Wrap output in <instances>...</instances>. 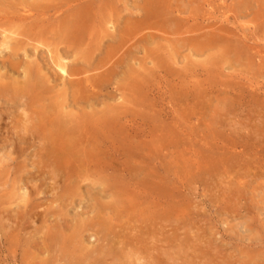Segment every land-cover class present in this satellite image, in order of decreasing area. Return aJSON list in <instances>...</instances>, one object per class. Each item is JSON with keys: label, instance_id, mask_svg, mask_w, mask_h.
Returning a JSON list of instances; mask_svg holds the SVG:
<instances>
[{"label": "rangeland", "instance_id": "obj_1", "mask_svg": "<svg viewBox=\"0 0 264 264\" xmlns=\"http://www.w3.org/2000/svg\"><path fill=\"white\" fill-rule=\"evenodd\" d=\"M49 3L0 0V264H264V0Z\"/></svg>", "mask_w": 264, "mask_h": 264}, {"label": "bare ground", "instance_id": "obj_2", "mask_svg": "<svg viewBox=\"0 0 264 264\" xmlns=\"http://www.w3.org/2000/svg\"><path fill=\"white\" fill-rule=\"evenodd\" d=\"M7 1H8V0H7ZM26 1H28V0H26ZM50 1H51V0H50ZM53 1L55 2V0H53ZM61 1H62V0H61ZM64 1H65V0H64ZM77 1H78V0H77ZM1 2H3V1H1ZM10 2H11V1H10ZM43 2H44V1H43ZM84 2H85V1H84ZM13 3H15V1H14ZM27 3H29V2H27ZM41 3H42V2H41ZM48 3H49V0H48ZM62 3H63V2H62ZM68 3H69V2L67 1V4H68ZM74 3H75V2H74ZM76 3H77V2H76ZM1 4H2V3H1ZM36 4H37V3H36ZM38 4H39V3H38ZM46 4H47V3H46ZM67 4H66V5H67ZM69 4H70V3H69ZM85 4L88 5V3H85ZM2 5H3V4H2ZM34 5H35V4H33V8H34ZM40 5H41V4H39V6H40ZM49 5H50V3H49ZM49 5H48V6H49ZM58 5H59V4H58ZM76 5H78V4H76ZM111 5H112V4H111ZM4 6H5V5H4ZM26 6H27V5H26ZM52 6H53V5H52ZM52 6H51V7H52ZM60 6H61V4H60ZM67 6H68V5H67ZM82 6H83V5H82ZM84 6H85V5H84ZM42 7H43V6H42ZM42 7H41V8H42ZM80 7H81V6H80ZM3 8H4V7H3ZM25 8H27V7H25ZM31 8H32V7H31ZM33 8H32V9H33ZM37 8H38V7H37ZM47 8H48V7H47ZM6 9H7V7H6ZM32 9H31V10H32ZM71 9H72V8H71ZM77 9H79V8L77 7ZM82 9H83V8H82ZM105 9H106V8H105ZM17 10H18V9H17ZM23 10H24V9H23ZM27 10H29V9L27 8ZM34 10H35V9H34ZM67 10H68V9H67ZM9 11H11V9H9ZM37 11H38V10H37ZM40 11H41V10H40ZM40 11H39V12H40ZM43 11H44V10H43ZM43 11H41V12H43ZM51 11H52V10H51ZM56 11H57V10H56ZM58 11H60V9H59ZM61 11H62V9H61ZM70 11H71V10H70ZM84 11H85V10H84ZM86 11H87V10H86ZM17 12H20V10L17 11ZM23 12H24V11H23ZM27 12H29V11H27ZM30 12H33V10L30 11ZM88 12H89V11H88ZM88 12H87V13H88ZM104 12H105V11H104ZM112 12H113V11H112ZM0 13H1V12H0ZM2 13H3V12H2ZM9 13H10V12H9ZM11 14H12V13H11ZM35 14H36V13H35ZM71 14H72V13H71ZM71 14H70V15H71ZM73 14H74V13H73ZM88 14H89V13H88ZM32 15H33V14H32ZM149 15H150V14H149ZM10 16H11V15H10ZM20 16H21V15H20ZM34 16H35V15H34ZM50 16H51V15H50ZM53 16H54V15H53ZM76 16H77V12H76ZM107 16H108V15H107ZM112 16H114V15L111 14V17H112ZM157 16H158V15H157ZM2 17H4V16H2ZM8 17H9V16H8ZM48 17H49V15H48ZM65 17H66V16H65ZM74 17H75V16H74ZM78 17H80V16H77V18H78ZM115 17L117 18V16H115ZM25 18H26V16H25ZM71 18H72V17H71ZM88 18H89V17H88ZM90 18L92 19V17H90ZM116 18H114V20H115ZM0 19H1V18H0ZM33 19H35V17H34ZM38 19H40V18H38ZM46 19H47V18H46ZM61 19H62V18H61ZM61 19L59 18V20H61ZM68 19H70V18L68 17ZM68 19H67V20H68ZM75 19H76V18H75ZM81 19H82V18H81ZM117 19H118V18H117ZM117 19H116V21H117ZM11 20H12V19H11ZM17 20H18V18H17ZM51 20H52V19H51ZM51 20H50V21H51ZM55 20H56V16H55ZM70 20H71V19H70ZM72 20H73V19H72ZM72 20H71V21H72ZM76 20H78V19H76ZM76 20H75V21H76ZM83 20H84V19H82V22L85 23V21H83ZM87 20H88V19H87ZM119 20H120V19H119ZM1 21H3V20H1ZM14 21H15V20H14ZM61 21H63V20H61ZM68 21H69V20H68ZM68 21H67V22H68ZM75 21H74V22H75ZM90 21H91V20H90ZM90 21H88V22H90ZM20 22H21V21H20ZM26 22H27V21H26ZM28 22H29V21H28ZM34 22H35V21H34ZM44 22H46V20H45ZM67 22H66V23H67ZM69 22H70V21H69ZM72 22H73V21H72ZM78 22L80 23V21H78ZM88 22H87V23H88ZM114 22H115V21H114ZM6 23H7V22H6ZM36 23H37V22H36ZM56 23H57V22H56ZM63 23H64V22H63ZM76 23H77V22H76ZM79 23H78V25H79ZM84 23H83V25H84ZM4 24H5V22H4ZM4 24H3V26H4ZM38 24H39V23H38ZM42 24H43V22H42ZM90 24H91V23H90ZM14 25H15V24H14ZM17 25H21V24H17ZM23 25H24V23H23ZM33 25H34V24H33ZM49 25H50V24H49ZM65 25H66L65 27H63V26H62V27L65 28L67 32H69V31H70V26H68L69 23H68V25H67V24H65ZM72 25H73V24H72ZM88 25H89V24H88ZM118 25H119V24H118ZM3 26H1V27H3ZM26 26H29V25H26ZM37 26H39V25H37ZM41 26H42V25H41ZM55 26H56V25H54V27H55ZM119 26H120V25H119ZM119 26H118V27H119ZM9 27H10V26H9ZM12 27H13V26H12ZM12 27H11V28H12ZM14 27H16V25H15ZM14 27H13V29H14ZM17 27H18V26H17ZM59 27H61V26H59ZM74 27H75V26H74ZM78 27H79V26H78ZM78 27H75V28L77 29ZM86 27H87V26H86ZM116 27H117V25H116ZM116 27H115V29L117 30ZM84 28H85V27H84ZM87 28H88V27H87ZM87 28H86V29H87ZM18 29H19V27L17 28V30H18ZM21 29H23V28L21 27ZM30 29H31V28H30ZM35 29H36V28H35ZM47 29H48V28H47ZM54 29H55V28H54ZM60 29H61V28H60ZM73 29H74V28H73ZM80 29H82V28H80ZM89 29H90V28H89ZM1 30H2V29H1ZM19 30H20V29H19ZM33 30H34V29H33ZM44 30H45V29H44ZM51 30H52V29H51ZM51 30H50V31H51ZM74 30H75V29H74ZM25 31H26V30H25ZM55 31H56V30H55ZM58 31H59V29H58ZM58 31H57V32H58ZM63 31H64V30H63ZM204 31H205V30H204ZM6 32H7V31H6ZM18 32H19V31H18ZM27 32H28V31H27ZM29 32H30V31H29ZM32 32H33V31H32ZM47 32H48V31H47ZM53 32H54V31H53ZM57 32H56V33H57ZM59 32H60V31H59ZM61 32H62V31H61ZM67 32H66V34H67ZM72 32H73V31H72ZM72 32H71V33H72ZM79 32H81V31L79 30ZM84 32H86V30L83 31V33H84ZM106 32H107V31H106ZM4 33H5V32H4ZM63 33H64V32H63ZM69 33H70V32H69ZM88 33H90L89 30H88ZM10 34L13 35V33H10ZM18 34H19V33H18ZM23 34H24V33H22V34H20V35H23ZM74 34H75V33H74ZM76 34H78V33L76 32ZM99 34H100V33H99ZM109 34H110V33H109ZM109 34H108V35H109ZM116 34H117V33H116ZM69 35H71V34H69ZM72 35H73V34H72ZM78 35H79V34H78ZM82 35H86V34L84 33V34H82ZM89 35H90V34H89ZM95 35H96V33H95ZM95 35H93V36H95ZM97 35H98V34H97ZM102 35H103V34H102ZM102 35H101V37L104 36V35H103V36H102ZM110 35H111V34H110ZM117 35H118V34H117ZM117 35H115V36L117 37ZM7 36H8V35H7ZM26 36H27V35H26ZM58 36H59V35H58ZM62 36H63V35H62ZM74 36H75V35H74ZM74 36H73V37H74ZM4 37H5V36H4ZM12 37H13V36H11L10 39H12ZM32 37H33V36H32ZM70 37H71V36H70ZM78 37H80V36H78ZM118 37H119V36H118ZM118 37H117V38H118ZM23 38H24V37H23ZM23 38H22V39H23ZM75 38H76V36H75ZM80 38H81V37H80ZM87 38H88V37H87ZM95 38H98V39H99L98 36H97V37H94V40H95ZM15 39H16V38H15ZM15 39H14V40H15ZM18 39H19V37H18ZM27 39H28V37H27ZM30 39H31V37H30ZM58 39L62 40L61 38H58ZM76 39H77V38H76ZM82 39H83V41L85 40V39L83 38V36H82ZM65 40H67V39H65ZM78 40H79V39H78ZM91 40H93V39H91ZM99 40H100V39H99ZM99 40H98V42H100ZM113 40H114V39H113ZM19 41H20V39H19ZM75 41H76V40H75ZM102 41H104V40H102ZM109 41H110V40H109ZM21 42H22V41H21ZM27 42H28V41H27ZM63 42H64V41H63ZM77 42H78V41H77ZM80 42H82V41H80ZM80 42H79V45L81 44ZM98 42H97V43H98ZM112 42H113V41H112ZM1 43H2V42H1ZM1 43H0V44H1ZM23 43H24V42H23ZM68 43H69V42H68ZM85 43L87 44V41H86V40H85ZM90 43H91V42H90ZM90 43H89V44H90ZM100 43H101V42H100ZM2 44H3V43H2ZM11 44H12V43H11ZM16 44H17V43H16ZM82 44H83V43H82ZM103 44H104V42H103ZM21 45H22V44H21ZM25 45H26V44H25ZM70 45H71V44H70ZM75 45H76V44H75ZM87 45H88V44H87ZM96 45H98V44H96ZM101 45H102V43H101ZM101 45L99 44V47H100ZM66 46H67V45H66ZM102 46H103V45H102ZM11 47H12V46H11ZM18 47H19V46H18ZM23 47H24V46H23ZM37 47H39V46H37ZM69 47H70V46H69ZM77 47H78V46H77ZM77 47H76V48H77ZM82 47H83V46H82ZM87 47H88V46H87ZM87 47H86V49H87ZM90 47H91V46H90ZM2 48H3V47H1V49H2ZM6 48H7V47H6ZM73 48H74V47H73ZM92 48H94V47H91V49H92ZM1 49H0V50H1ZM7 49H8V48H7ZM65 49H66V48H65ZM78 49H79V48H78ZM78 49H77L78 52H80V51L82 52L81 49H79L80 51H79ZM83 49H85V47H83ZM88 49H89V48H88ZM95 49H96V48H95ZM95 49H94V51H95ZM113 49H114V48H113ZM11 50H12V49H11ZM73 50H75V49H73ZM96 50H97V49H96ZM1 51H3V50H1ZM12 51H13V50H12ZM77 51H76V52H77ZM83 51H85V50H83ZM90 51H91V50H90ZM101 51H102V49H101ZM72 52H74V51H72ZM81 52H80V53H81ZM88 53H89V52H88ZM99 53H101V52H99ZM74 54H75V53H74ZM83 54H84V53H83ZM86 54H87V53H86ZM95 54H96V53H95ZM17 55H18V53H17ZM71 55H73V54H71ZM77 55H79V54H77ZM81 55H82V54H81ZM78 57H79V56H78ZM78 57H77V58H78ZM89 57H91V55H90ZM108 57H109V56H108ZM7 58H8V57H7ZM85 58L87 59V57H85ZM91 58H92V57H91ZM20 59H21V58H20ZM79 59L81 60V58H79ZM79 59H77V60H79ZM5 60H6V59H5ZM5 60H4V61H5ZM12 60H13V59H12ZM89 60H90V62H92L91 59H89ZM89 60H87V61L89 62ZM7 61H8V60H7ZM13 61H15V60H13ZM29 62H30V61H29ZM65 62H66V61H65ZM90 62H89V63H90ZM13 63H14V62H13ZM23 63H24V62H23ZM26 63H28V62H26ZM16 64H17V63H16ZM29 64H30V63H29ZM39 64H40V63H39ZM65 64H67V63H65ZM3 65H4V64H3ZM33 65H34V64H33ZM7 66H8V65H7ZM24 66H25V64H24ZM28 66H29V65H28ZM31 66H32V65H31ZM13 67H15V64L13 65ZM16 67H17V66H16ZM35 67H36V66H35ZM60 67H61V66H60ZM64 67H65V66H64ZM69 67H70V66H69ZM74 67H75V66H74ZM22 68H23V67H22ZM33 68H34V66H33ZM62 68H63V67H62ZM10 69H11V68H10ZM26 69L29 70L30 68L25 67V71H26ZM59 69H60V68H59ZM65 69H66V68H65ZM13 70H14V69H13ZM77 70H78V69H77ZM29 71H30V70H29ZM32 71H33V69H32ZM32 71H31V72H32ZM34 71H35V70H34ZM36 71H37V68H36ZM62 71L65 72L64 69H62ZM67 71H68V70H67ZM87 71H88V70H87ZM15 72H16V71H15ZM31 72H29V74H30ZM41 72H42V71H41ZM77 72H80V71H77ZM84 72H85V71H84ZM27 73H28V72H27ZM32 73H33V72H32ZM36 73H38V72H36ZM43 73H44V72H43ZM65 73H66V72H65ZM29 74H28V75H29ZM33 74H35V73H33ZM39 74H41V73L39 72ZM74 74H75V73H74ZM3 75H4V74H3ZM13 75H14V74H13ZM28 75H27V76H28ZM64 75H65V74H64ZM76 75H77V74H76ZM29 76H30V75H29ZM35 76H36V75H35ZM57 76H58V75H57ZM65 76H66V75H65ZM10 77H11V76H10ZM42 77H43V76H41V78H42ZM28 78H29V77H28ZM28 78H26V79H28ZM30 78H31V77H30ZM33 78H35L34 75H33ZM36 78H38V75L36 76ZM44 78H45V77H44ZM5 79H6V78H5ZM38 79H39V78H38ZM38 79H37V81H40V79H39V80H38ZM28 80L30 81L31 79H28ZM28 80H26V81H28ZM12 81H13V80H12ZM34 81H36V80H34ZM34 81H30L29 83L31 84V82H34ZM48 81H49V80H48ZM50 81H51V80H50ZM1 82H2V81H1ZM6 82H7V81H6ZM6 82H4L5 85H6ZM18 82H19V81H18ZM43 82H44V81H43ZM2 83H3V82H2ZM10 83H11V81H10ZM25 83H26V82H25ZM25 83H22V84H25ZM34 83H37V82H34ZM34 83H33V85H34ZM39 83L41 84V82H39ZM39 83H37V84H35V85H38ZM133 83H135V82H133ZM7 84H8V83H7ZM13 84H14V83H13ZM22 84L20 83V85H22ZM30 84H29V87L32 88V87H31L32 84H31V85H30ZM25 85H26V84H25ZM25 85H24V86H25ZM27 85H28V83H27ZM27 85H26V86H27ZM43 85H44V84H41L42 87H43ZM45 85H46V84H45ZM8 86H9V85H8ZM12 86H13V85H12ZM14 86H15V85H14ZM46 86H47V85H46ZM5 87H6V86H5ZM44 87H45V86H44ZM47 87H48V86H47ZM0 88H1V87H0ZM8 88H9V87H8ZM11 88H12V87H11ZM34 88H35V86H34ZM39 88H40V85L38 86V89H39ZM1 89H2V88H1ZM9 89H10V88H9ZM9 89H8L7 93H10ZM24 89H25V88H24ZM35 89H36V91H35V93H36L38 89H37V88H35ZM41 89H42V88H41ZM3 90H4V89H3ZM30 90H33V89H30ZM42 90H43V89H42ZM13 91L17 94V92H16L17 89H16V91H15V90H13ZM20 91H21V90H20ZM33 91H34V90H33ZM29 92H30V91H29ZM38 92H39V91H38ZM45 92H46V91H45ZM45 92H44V93H45ZM12 93H13V92H11V94H12ZM19 94H20V96H21L22 93L19 92L18 95H19ZM40 94H41V93H40ZM40 94H39V95H40ZM42 94H43V93H42ZM34 95L36 96V94H34ZM10 96H11V95H10ZM23 96H24V94H23ZM23 96H22V97H23ZM27 96L29 97V95H27ZM50 96H51V95H50ZM64 96H65V95H64ZM13 97H14V96H13ZM16 97H17V96H16ZM28 97H27V98H28ZM30 97H31V96H30ZM36 97H37V96H36ZM38 97H39V96H38ZM38 97H37V100H38ZM9 98H10V97H9ZM17 98H18V97H17ZM27 98H26V99H27ZM65 98H66V97H65ZM7 99H8V98H7ZM14 99H15V98H14ZM28 99H29V98H28ZM39 99H42V98L39 97ZM43 99H44V97H43ZM10 100H11V99H10ZM15 100H16V99H15ZM34 100L36 101L35 97H34ZM48 100H49V99H48ZM21 101H22V100H21ZM28 101H29V100H27V102H28ZM31 101H32V100H31ZM39 101H40V100H39ZM3 102H4V101H3ZM3 102H2V103H3ZM6 102H7V101H6ZM18 102H19V101H18ZM36 102H37V101H36ZM28 103H29V102H28ZM33 103H34V102H33ZM39 103H40V102H39ZM41 103H43L42 100H41ZM41 103H40V104H41ZM45 103H46V102H45ZM135 103H136V102H135ZM31 104H32V102H31ZM56 104H57V103H56ZM1 105H2V104H1ZM13 105H14V104H13ZM45 105H47V104H44V106H45ZM3 106H4V104H3ZM35 106H36V105H35ZM42 106H43V105H42ZM59 106H60V105H59ZM46 107H48V105H47ZM46 107H45V109H47V110L49 109V111H50V108L52 109L54 106H53V107H50V108H46ZM57 107H58V106H57ZM35 108H36V107H35ZM61 108H62V107H61ZM2 109H3V108H2ZM43 110H44V109H43ZM47 110L45 111V114L47 113ZM52 110H53V109H52ZM55 110H56V109H55ZM62 111H63V110H62ZM41 112H42V111H41ZM51 113H52V112H51ZM38 114H39V113H38ZM82 114H83V113H82ZM39 115H40V114H39ZM47 115H48V114H47ZM49 115H50V112H49ZM49 115H48V116H49ZM44 116H46V115H44ZM56 117H57V116H56ZM44 118H45V117H44ZM46 118H48V117H46ZM46 118H45V119H46ZM70 118H71V117H70ZM66 119H67V118H66ZM83 119H84V118H83ZM90 119H91V118H90ZM49 120H50V119H49ZM86 120H87V118H86ZM86 120H85V121H86ZM54 121H55V126L59 129V130H57V131H58V133L60 132L59 134L61 135V137H62V134H61V133H63V132H65L66 134H69V132H70V130H71L70 125H69V123H70L69 120H65V119H63V118H56V120H54ZM87 121H89V120H87ZM74 122H75V121H74ZM105 122H106V121H105ZM25 123H26V122H25ZM50 123H51V120H50ZM79 123H80V121H79ZM95 123H96V122H95ZM111 123H112V122H111ZM23 124H24V123H23ZM47 124H48V122H47ZM53 124H54V123H53ZM80 124H81V123H80ZM28 125H29V124H28ZM82 125H83V122H82ZM82 125H81V127H82ZM74 126H75V125H74ZM33 127H34V125H33ZM71 127L73 128V126H71ZM21 128H22V127H21ZM24 128H25V127H24ZM51 128H52V127H51ZM75 128H76V127H75ZM26 129H27V128H26ZM75 130H76V129H75ZM30 131H31V130H30ZM52 131H53V130H52ZM76 131H77V130H76ZM80 131H81V130H80ZM93 131H94V130H93ZM85 132H86V131H85ZM88 132H89V131H88ZM66 134H65V135H66ZM60 135H59V136H60ZM65 135H64V133H63V136H65ZM72 135H74V134L72 133ZM75 135H76V134H75ZM40 136H41V135H40ZM52 136H53V135H52ZM54 136H55V135H54ZM67 136H68V135H67ZM67 136L64 137V138H65V139L68 138ZM69 136H70V135H69ZM19 137H20V136H19ZM47 137H49V136L47 135ZM47 137H46V138H47ZM81 137H82V136H81ZM69 138H70V139H67V140L65 141L66 146L69 148V150H70L71 152H72V151H73V152H74V151L77 152V154L74 152V153H73L74 155H78V152H79L78 150L81 149V148L79 147V144L76 143L77 139H75V141H73V140H71V137H69ZM72 138H73V137H72ZM74 138H75V136H74ZM77 138H78V137H77ZM83 138H85V137H83ZM51 139H52V138H51ZM61 139H62V138H61ZM55 140H56V139H55ZM62 140H63V139H62ZM56 141H57V140H56ZM78 141H81V140H78ZM83 141H84V140H83ZM47 142H48V140L46 141V143H47ZM52 142H54V140H53ZM79 143H80V142H79ZM81 143H82V142H81ZM49 144H51V142H50ZM55 144H56V143H55ZM57 144H58V143H57ZM59 145H60V144H59ZM61 145L63 146V144H61ZM54 146H55V145H54ZM76 148H78V149H76ZM59 149H60V148H59ZM51 150H53V149H51ZM62 150H63V149H62ZM82 150H83V149H82ZM82 150H81V151H82ZM54 151H55V149H54ZM59 152H61V151H59ZM83 154H84V151H83ZM80 155L83 156L81 153H80ZM84 157H85V156H84ZM47 158H49V157H47ZM52 158H53V156H52ZM49 160H50V159H49ZM54 160H55V158H54ZM50 163H51V162H50ZM51 164H52V163H51ZM49 165H50V164H49ZM84 170H85V169H84ZM116 191H117V190H116ZM113 193H114V192H113ZM105 204H106V203H105ZM118 204H119V202H118ZM110 206H111V205H110ZM105 207H106V206H105ZM105 215H106V214H105ZM96 223H97V222H96ZM108 223H109V222H108ZM6 224H7V223H6ZM83 224H84V222H83ZM99 224H100V223H99ZM102 224H103V220H102ZM106 224H107V223H106ZM104 225H105V224H104ZM92 226H93V225H92ZM99 226H100V225H99ZM102 226H103V225H102ZM102 226H101V227H102ZM94 227H95V226H94ZM94 227H93V228H94ZM96 227H98V226H96ZM101 227H100V228H101ZM106 227L108 228L109 226H106ZM75 228H76V227H75ZM83 228H84V227H83ZM83 228H82V229H83ZM98 228H99V227H98ZM104 229H105V226H104ZM74 230H75V229H74ZM76 230H77V229H76ZM83 230H84V229H83ZM98 230H99V229H98ZM107 230H109V228H108ZM105 231H106V229H105ZM78 232H79V231H78ZM80 232L83 233V231H80ZM108 232H109V231H108ZM76 233H77V232H76ZM109 233H110V232H109ZM57 234H58V233H57ZM80 234H81V233H80ZM107 234H108V233H107ZM107 234H106V235H107ZM55 235H56V234H55ZM60 235H61V234H60ZM71 235L73 236L72 232H71ZM106 235H105V236H106ZM110 235H111V234H110ZM113 235H114V234H113ZM67 236H70V235L67 234ZM67 236H65V237H67ZM72 236H71V238L69 239L70 242L73 241V237H74V236H73V237H72ZM76 236H77V235H76ZM82 236H83V234L81 235V237H82ZM100 236H101V234H100ZM114 236H115V235H114ZM114 236H113V237H114ZM53 237H56V236H53ZM81 237H80V238H81ZM108 237H110L109 234H108ZM108 237H107V239H108ZM111 237H112V236H111ZM113 237H112V239H113ZM115 237H116V236H115ZM115 237H114V238H115ZM78 238H79V237H78ZM83 238H84V237H83ZM83 238L80 239V240H83ZM98 238H99V237H98ZM100 238H101V237H100ZM118 238H119V237H118ZM118 238H117V239H118ZM14 239H15V238H14ZM44 239H45V237H44ZM49 239H52V237H50V238L48 237V240H49ZM61 239L64 240L63 238H61ZM67 239H68V238H67ZM67 239H65V240H67ZM15 240H16V239H15ZM15 240H14V241H15ZM74 240H75V239H74ZM101 240H103V239H101ZM101 240H99V241H101ZM113 240H114V239H113ZM103 241H104V240H103ZM109 241H110V240H109ZM109 241H108V242H109ZM119 241H120V240H119ZM136 241H137V240H136ZM51 242H52V241H51ZM59 242H60V241H59ZM84 242H85V241H83V244H84ZM108 242H107V240H106V243H108ZM116 242H117V241H116ZM120 242H121V241H120ZM44 243H46V241H44ZM62 243H63V242H62ZM64 243H65V242H64ZM67 243H68V242H67ZM79 243H80V242L78 241L76 244H75L74 242H72V243H69V244H67V245L70 247L71 244H75V247H76L77 244H79ZM102 243H103V242H102ZM121 243H122V242H121ZM124 243H125V241H124ZM48 244H49V243H48ZM54 244H55V243H54ZM54 244H53V245H54ZM57 244H58V243H57ZM57 244H56V245H57ZM80 244H81V243H80ZM85 244H86V243H85ZM85 244H84V245H85ZM104 244H105V243H104ZM108 244L110 245V242H109ZM111 244H112V242H111ZM114 244H115V243H114ZM127 244H128V242H127ZM45 245H46V247H47V244H45ZM45 245H44V246H45ZM67 245H64V248L68 247ZM49 246H50V245H49ZM51 246H52V245H51ZM59 246H60V245H59ZM62 246H63V245H62ZM65 246H66V247H65ZM119 246H120V245H119ZM46 247H45V248H46ZM53 247H54V246H53ZM55 247H56V246H55ZM79 247H80V246H79ZM107 247L109 248L110 246H107ZM111 247H112L111 250H114L113 248H117L118 246L115 247V246L113 245V246H111ZM111 247H110V248H111ZM120 247H121V246H120ZM71 248H72V246H71ZM71 248H69L68 250H70ZM86 248H88V247H86ZM103 248H104V247H103ZM108 248H107V249H108ZM122 248H124V247L122 246ZM122 248H121V249H122ZM46 249H47V248H46ZM54 249L56 250V248H54ZM59 249H61V248H59ZM62 249H63V248H62ZM80 249H82V248H80ZM91 249H92V251H90ZM97 249H98V248H97ZM107 249H106L105 251H107ZM118 249H119V248H118ZM48 250H49V249H48ZM50 250H51V249H50ZM76 250H77V248H76ZM78 250H79V249H78ZM78 250H77V251H78ZM95 250H96V248H95ZM98 250H99V249H98ZM111 250H110V251H111ZM60 251H61V250H60ZM65 251H66V250H65ZM73 251H74V250H73ZM100 251L102 252L103 250H100ZM100 251H99V252H98V251L95 252V251H93V247H92V248H89V252H86V253H88L87 255H89L90 252H92V253L94 252L95 255L97 256L98 253L101 254ZM105 251H103L104 253H102V254L105 255V253H106ZM116 251H117V250H116ZM67 252H68V251H67ZM111 252L113 253V251H111ZM114 252H115V251H114ZM126 252H127V250H126ZM128 252H129V250H128ZM55 253H56V252H55ZM65 253H66V252H64L63 254H61L60 257H62V255L64 256ZM68 253H72V252L69 251ZM73 253H74V252H73ZM73 253H72V254H73ZM83 253H85V251H84ZM108 253H109V251H107V255H109L108 257H110L111 254H108ZM119 253H120V250H119ZM119 253H118L117 255H119ZM53 254H54V253H53ZM59 254H60V253H59ZM76 254H77V253H76ZM76 254H75V255H76ZM123 254H124V253H123ZM129 254H130V253H129ZM56 255H57V253H56ZM65 255H66V254H65ZM90 255H91V254H90ZM114 255H115V253H114ZM160 255H161V254H160ZM46 256H47V255H46ZM51 256H52V254H50V257H51ZM76 256H77V255H76ZM76 256H75V257H76ZM80 256H81V255H80ZM82 256L84 257V255H82ZM124 256H125V255H124ZM127 256H128V255H127ZM30 257H31V256H30ZM67 257L69 258V256H67ZM70 257H71V256H70ZM75 257H74V258H75ZM89 257H91V256H89ZM89 257H88V258H89ZM98 257H103V256H98ZM104 257H105V256H104ZM125 257H126V256H125ZM131 257H132V254H131ZM160 257H161V256H160ZM53 258H55V257H53ZM72 258H73V257H72ZM74 258H73V259H74ZM88 258H87V259H88ZM116 258H117V257H116ZM116 258H115V261H116ZM120 258H121V257H120ZM127 258H128V257H127ZM41 259H42V258H41ZM55 259H56V258H55ZM57 259H58V258H57ZM59 259H60V258H59ZM61 259H62V258H61ZM63 259H65V258L63 257ZM63 259H62V260H63ZM69 259H70V258H69ZM78 259H79V258H78ZM81 259H82V257H81ZM87 259L85 258V261H86ZM102 259H103V258H102ZM105 259H106V258H105ZM108 259H110V258H108ZM112 259L114 260V258H112ZM124 259H125V258H124ZM124 259H123V261H124ZM128 259H129V258H128ZM128 259H126V260H128ZM66 260H67V259H66ZM66 260H65V261H66ZM92 260H93V259H92ZM98 260H100V258H99ZM37 261H38V260H37ZM39 261H40V260H39ZM41 261H43V260H41ZM65 261L63 260V262H65ZM69 261H70V260H68V262H69ZM71 261H72V260H71ZM74 261H75V260H74ZM79 261H81V260H79ZM79 261H76V264H78ZM103 261H104V260H102L101 263H102ZM115 261H112V263L115 262ZM123 261H122V262H123ZM129 261H130V260H129ZM129 261H128V262H129ZM43 262H45V261H43ZM56 262H57V261H56ZM58 262H61V260H59ZM86 262H87V261H86ZM97 262H98V261H97ZM131 262H132V261H131ZM40 263H41V262H40ZM61 263H62V262H61ZM88 263H90V262H88ZM155 263H156V262H155ZM50 264H51V263H50ZM65 264H66V263H65ZM79 264H80V262H79ZM84 264H85V263H84ZM94 264H95V262H94ZM96 264H97V263H96ZM102 264H103V263H102ZM107 264H108V263H107ZM131 264H132V263H131ZM153 264H154V263H153ZM158 264H159V263H158Z\"/></svg>", "mask_w": 264, "mask_h": 264}]
</instances>
